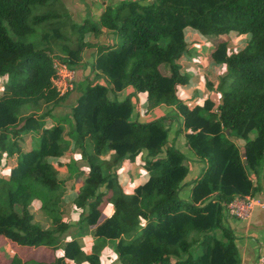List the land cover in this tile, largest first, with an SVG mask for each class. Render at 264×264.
<instances>
[{"label":"trees","instance_id":"trees-1","mask_svg":"<svg viewBox=\"0 0 264 264\" xmlns=\"http://www.w3.org/2000/svg\"><path fill=\"white\" fill-rule=\"evenodd\" d=\"M98 26L116 32L120 43L101 47L89 74L74 81L79 96L72 119L64 116L65 137L64 125L46 126L45 109L70 90L56 91L52 53L74 68L88 46L85 33L99 27L71 22L59 0H0V166L15 158L8 175H0V242L53 252L50 262L28 253L5 264H102L99 253L109 240L118 264H240L224 209L237 196L264 193V0H123L105 7ZM186 28L217 37L210 56L227 68L217 102L177 97V87L190 79L179 63L188 50ZM230 32L250 34L238 52L228 51ZM69 35L75 46L64 43ZM127 87L145 95L147 110L163 105L180 113L178 132L202 165L187 200L179 195L186 156L169 144L166 124L178 115L133 119L131 94L117 99ZM30 130L36 134L24 147ZM70 150H79L88 168L83 174L71 162L68 176L81 178L72 203L78 223L93 227L90 254L75 238L60 247L70 227L62 210L66 187L58 177L61 162L55 166L47 157ZM144 153L147 177L127 193L115 169ZM35 202L47 226L35 219ZM104 204L113 211L103 219Z\"/></svg>","mask_w":264,"mask_h":264},{"label":"crops","instance_id":"crops-1","mask_svg":"<svg viewBox=\"0 0 264 264\" xmlns=\"http://www.w3.org/2000/svg\"><path fill=\"white\" fill-rule=\"evenodd\" d=\"M121 1L123 0H59V3L63 6L65 11L69 15L71 22L79 25L87 21L99 27V32L95 33V32L89 31V32H86L84 35L83 41L85 43H88V46H86L82 50L81 61L78 65L74 67L76 71V80H77L76 83L81 81V79H83L85 76L89 74L90 65L95 60L101 47L108 46V45H118L120 43V38L116 34V32H114L111 29L100 27L98 26V23H99L100 14L103 12L106 6L108 5L116 6ZM140 1H147V0H140ZM66 39L67 40L64 42L65 44H70L71 46L76 45L75 36L69 35L67 36ZM198 43L200 44L201 47L204 48V44H202L201 42H198ZM210 45L211 46L208 48L209 49L208 56L210 58V61L214 62L210 56V52L214 47V42L213 44L211 43ZM189 49H190V46H188L187 53L189 52ZM52 54H53L52 56L55 57L54 54L56 55L57 53L53 52ZM184 62L186 63L185 65H187L188 67L192 66V63H189L188 60L184 59ZM195 65L201 66L202 64L197 63ZM216 69L218 70L220 68L217 67ZM218 75L219 74L215 72V74H213L210 78H212L213 76H218ZM218 77H220V75ZM218 77H217V81L215 84H213L210 80L206 81V78H205V81H204L205 95L203 96L202 100H198L196 102H201L206 98H212L216 102L219 100L220 96L216 92V88H217V85L220 79ZM195 80H197V78ZM199 80L201 81L202 79H199ZM72 91L73 90L69 92H72ZM129 94H131V101L135 106V111L133 112V115H132L133 119H137L141 122H146V121H150V120L163 117V116H174V115H178V117L180 116V113L177 111V109L174 106L161 105V106L154 107V108L147 110V101H146L145 95L143 93H134V90L132 87H127L123 91L119 92L117 95V99L122 100ZM141 94H143V96ZM72 96H73V99H76L79 96V93L78 92L77 94L72 93ZM181 100L189 101L186 99H181ZM196 102H190V103H196ZM65 105H66L65 101L58 103L57 106L55 105L57 107V110L60 113H62V115H63V112H66V110L68 109V108H65ZM56 107L54 109H56ZM180 122L181 120L179 117V121H177L176 119H174L173 121L168 120L166 121V124L169 125V129H170L169 130V144H172L175 148L179 149L186 156L185 163L186 165H188L189 171L187 173V176L185 177V179L183 180L181 184L179 195L182 199L187 200L192 181L193 179H195V177H197L200 174L202 165L199 162V160L196 158V156L191 151H189L188 148L186 147L183 133L178 132V129L180 127L179 126ZM236 141L239 145L243 143L242 141H240V139H236ZM145 157H146V153L141 154L136 158L135 162L133 163L139 164L141 161L143 162ZM133 163H130L126 159L120 164V166L117 168V171H120V174L122 173L123 177L124 175H127L126 179H129L130 174H132V176L134 177V173L132 172ZM119 181L123 185L124 189H126L124 183L122 182V178H120ZM137 185L132 186V188L129 190H133L134 187H136ZM256 195H258L264 200L263 192L257 193ZM69 208L74 214L72 215V217L75 216V214L76 216L73 217V221H70V220H67V221L69 222L70 226H71V223H76L78 225L77 227L80 228L81 225L78 223L79 211H77L75 208L74 209L71 207ZM83 223H82V226L85 225V223L84 224ZM225 223H226L225 225L231 229V231L233 232L235 236V245H236L238 256L240 259V264H264V208L256 207L250 213V215L245 219H236V218L230 219L226 217ZM70 228H72V226L69 227L68 229ZM82 238L83 239L86 238L87 243H90L89 247L83 248L82 246V250L84 251L85 254H90L91 249H92L93 240H94L93 233L89 235H84V237ZM82 238H79V241H81ZM70 239L71 238L69 237L68 240ZM111 241L114 242V248H115L114 240H109L107 241V243L109 244ZM60 247H61V242H60ZM42 249L46 250L47 252H52L51 250L40 247V248H37V251L35 254H33V257L34 259L36 258L35 260L37 261L44 262L45 261L44 259H40ZM61 251L62 249L60 248L58 252H56L55 254L59 255ZM113 253H115L114 249H113ZM105 258L102 260L100 259L102 264H114L113 261L115 259L117 260V258H114V259L109 258V260L106 261ZM52 259H53V252H52ZM52 259L49 261H45V262H50L52 261ZM64 262L65 264H77L74 261L65 260ZM81 264H89V263L81 262Z\"/></svg>","mask_w":264,"mask_h":264},{"label":"rangeland","instance_id":"rangeland-1","mask_svg":"<svg viewBox=\"0 0 264 264\" xmlns=\"http://www.w3.org/2000/svg\"><path fill=\"white\" fill-rule=\"evenodd\" d=\"M225 39H227L229 41L228 44V51L229 53H234V52H238L239 50H241L242 48L245 47V45L248 43L249 39H250V34L246 33V34H237L235 32H230L228 34H226ZM216 36H204L202 35L199 31H196L194 29L191 28H186L185 29V40L188 44V46H190L189 52L185 53L183 58L179 61V63L182 65L183 69L182 71L188 75L190 77L189 82L186 85L183 86H178L177 87V97L178 99H186L189 100V102H196L198 100H202L203 96L205 95V85H204V81L206 78V81L210 80L213 84L216 83L217 81V77L220 75L221 78L223 75H225L227 72V68L225 67V65L222 64H216L215 62H211L210 58L208 56V51H209V47L211 46L210 44L214 42L213 39H216ZM198 42H201L202 44H204V48L200 46V44ZM54 56L56 58H59L60 55L58 54H54ZM184 59L188 60L189 63H192V66L188 67L187 65H185L186 63L184 62ZM202 60V61H201ZM202 64L200 65H195V64ZM220 68V69H216V68ZM216 69V70H215ZM215 72L217 74H219L218 76H213L212 78H210L213 74H215ZM75 77H76V71H75ZM197 78V80H195ZM199 79H202L201 81ZM77 80H75L76 82ZM1 82L2 80L0 79V93H1ZM211 87V86H210ZM72 89L68 90L71 91ZM77 89L73 90L72 92H69L67 94V96L62 100V102H66L65 108H68L66 110V112L60 113L57 110V105L56 104V109L54 108H50V109H45V111H49L48 118L49 120H47V124L46 126L52 125V123L56 122V124L60 123L61 125H64V132H63V136L67 137L68 136V130L70 129V123L63 121V119L65 118L64 116H69V118L72 119V115H71V110L72 107L75 105L76 103V99H73L72 93L77 94ZM143 96V94H141ZM51 112V114H50ZM30 112L25 111L22 115V117L28 115ZM39 114V113H38ZM36 116L37 113L35 114ZM62 115V116H61ZM53 116V117H52ZM56 118V119H55ZM61 118V119H60ZM60 119V120H59ZM36 132L34 130H30L28 131V134H25V142L23 143V146L26 147L27 145L29 146L32 145L31 144V137L35 136ZM255 132H251V136H254ZM71 139V137H70ZM27 146V147H28ZM47 160L51 163H54L55 166L58 165V163L61 162L60 166H57V168L59 169V173H58V177L60 180H62L65 183V187L66 190L63 194V206H62V210L64 218L66 220H70L73 221V216L74 215L71 211V208H75L74 205L72 204V201L77 193V187L73 188V186H77L78 183L80 182L81 178H75V177H69V165L71 164V162H73V166H77L79 167V171H82V173L84 174L88 168L87 165L85 163V161H83L81 159V154L79 152V150H70V151H66L65 155H63L61 158H51V157H47ZM15 163V158H11L8 160H4L3 164L0 166V175L2 176H7L8 172L10 171V169L13 167ZM118 168V167H117ZM117 168L115 169L116 172V176L117 178H119L118 180H120V178H122V182L124 183L126 189L125 192L130 193L132 192V190H129L132 188V186L137 185L139 183H142L145 178L147 177V171L143 168V166L141 165V163H133L132 164V172L134 173V177L132 176V174L129 175V179L127 178V175L120 174V171H117ZM120 174V175H119ZM128 188V189H127ZM105 206V204H104ZM32 211L35 215V219L37 221H39L42 226H47V222L45 220V218L42 216V213L39 211L38 209V203L35 202L34 205L32 206ZM113 211V206L112 205H108L105 206L103 209V213H102V217L103 219L106 218L109 214H111ZM77 213V212H76ZM72 228L68 229L67 232H65L62 235V239L60 240L61 242V247H63L66 242L68 241L69 237L70 238H82L84 237V235H89L92 233V226H89L87 224L85 225H81L80 228L77 227L78 225L76 223H71ZM70 226V227H71ZM79 229V230H77ZM86 233V234H85ZM219 233V232H218ZM80 243L82 244L83 248L89 247L90 243H87V239L86 238H82ZM93 246V244H92ZM113 249H114V242H110L109 244H105L102 248L101 251L99 253V257L100 259H104L108 261L109 258H116L115 253H113ZM37 251V249H29V248H25L22 246H13V244L10 241L7 240H2L0 242V264H5L8 262V260L10 259V257L12 255H17L19 257H21L20 255L23 254H27L30 253V255H28L29 258L34 259L33 254H35ZM92 252V249H91ZM40 259H44L45 261H49L52 259V252H47L46 250H41V258ZM44 261V262H45ZM114 264H118V260H114L113 261ZM27 264H38L35 263L34 261H30ZM41 264H46V263H41ZM78 264H81V262H79Z\"/></svg>","mask_w":264,"mask_h":264},{"label":"built area","instance_id":"built-area-1","mask_svg":"<svg viewBox=\"0 0 264 264\" xmlns=\"http://www.w3.org/2000/svg\"><path fill=\"white\" fill-rule=\"evenodd\" d=\"M53 65L56 70V76L53 78L56 91L62 95L68 89L73 88L75 81V68L54 58ZM264 208V200L258 195L247 194L237 196L225 205L224 214L227 218L245 219L256 208Z\"/></svg>","mask_w":264,"mask_h":264},{"label":"water","instance_id":"water-1","mask_svg":"<svg viewBox=\"0 0 264 264\" xmlns=\"http://www.w3.org/2000/svg\"><path fill=\"white\" fill-rule=\"evenodd\" d=\"M226 132H228V131H226ZM243 156H244V153H243Z\"/></svg>","mask_w":264,"mask_h":264}]
</instances>
